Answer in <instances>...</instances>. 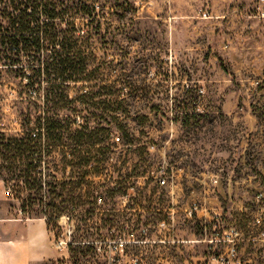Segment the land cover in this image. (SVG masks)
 Masks as SVG:
<instances>
[{
  "label": "rangeland",
  "instance_id": "1",
  "mask_svg": "<svg viewBox=\"0 0 264 264\" xmlns=\"http://www.w3.org/2000/svg\"><path fill=\"white\" fill-rule=\"evenodd\" d=\"M62 1L66 4L72 0ZM86 3L92 4L95 15L90 25L96 28L89 34L85 33V23L90 17L81 16L77 9H69L66 17L74 21L77 34H83L80 38L91 52V67L96 66L100 83L108 84L107 91L114 101L104 111L90 105H68L59 112L75 117L76 122L89 117L94 123L92 115H101L104 125L120 124L126 129L124 134L115 127L113 133L119 138L113 136L103 142L109 148L104 155L98 154L105 162L100 161L92 176L94 191L104 190L106 184L114 185L111 177L116 178L119 167L122 177L129 174L128 180L134 181L127 188L134 198H153L155 193L151 191L157 187L151 183L150 175L165 145L180 164L200 168L212 155L216 159L227 155L229 138L242 129L245 145L264 153V32L258 35L256 30L261 26L264 31V0ZM9 10V0H0V15ZM255 79L260 82L254 86ZM21 84L24 81L0 60V127L8 132L18 129L25 112L34 113V105H41L39 101L34 104L33 89L18 93ZM70 159L69 154L62 159L59 153H52L47 157L49 170L58 178L75 179ZM12 183L10 180L8 186ZM67 187L68 184L63 192L65 199ZM0 188L5 191L11 216H48L49 212L45 213L37 203L23 206L14 191L9 193L2 178ZM87 188L74 192L81 195L82 202ZM74 202H60L58 198L47 210H62L60 215H65L74 227L75 241H91L98 220L79 221L72 209L85 204ZM64 220L58 218L57 222L54 216L49 219L53 235L59 233ZM83 245H72V260L90 259L93 255V248Z\"/></svg>",
  "mask_w": 264,
  "mask_h": 264
},
{
  "label": "built area",
  "instance_id": "2",
  "mask_svg": "<svg viewBox=\"0 0 264 264\" xmlns=\"http://www.w3.org/2000/svg\"><path fill=\"white\" fill-rule=\"evenodd\" d=\"M229 146L227 155H212L200 168L180 164L162 146L150 175L157 189L148 200L132 196L127 188L134 181L129 174L122 177L118 167L114 185L97 191L93 185L91 197L78 203L85 205L72 209L79 221L98 220L91 241L73 239L74 227L62 211L54 216L57 222L65 219L59 233L53 235L48 224L60 253L55 264H156L151 257L156 253L201 255L189 264H264V153L245 145L242 129L229 138ZM74 243L91 246L90 259L72 260Z\"/></svg>",
  "mask_w": 264,
  "mask_h": 264
},
{
  "label": "trees",
  "instance_id": "3",
  "mask_svg": "<svg viewBox=\"0 0 264 264\" xmlns=\"http://www.w3.org/2000/svg\"><path fill=\"white\" fill-rule=\"evenodd\" d=\"M86 1L64 4L62 0H9L11 10L0 15L6 22L0 20V60L7 70L24 81L18 93L31 88L35 92L34 104L41 103L34 105V113H24L17 130L8 132L0 127V178L23 206L37 203L45 213L49 212L47 224L62 211L47 210L58 198L60 202L80 203L81 195L74 192L84 186L88 187L85 197H91L92 176L101 160L98 154L104 155L109 148L103 142L111 138L115 127L126 134L118 122L119 125H104L101 115H92L94 123L89 117L76 122L75 117L59 112L68 105H90L104 111L114 101L107 91L108 84L100 83L96 66L91 67V52L80 38L83 34H77L74 21L66 17L69 9L90 17L85 23V33L89 34L96 26H91L94 7ZM54 152L62 159L67 154L71 156L69 162L74 168L72 173L76 172L75 179L58 178L49 170L47 157ZM10 180L13 183L8 186ZM67 184L65 199L63 192Z\"/></svg>",
  "mask_w": 264,
  "mask_h": 264
},
{
  "label": "crops",
  "instance_id": "4",
  "mask_svg": "<svg viewBox=\"0 0 264 264\" xmlns=\"http://www.w3.org/2000/svg\"><path fill=\"white\" fill-rule=\"evenodd\" d=\"M255 30V28H254ZM262 35L261 26L256 28ZM5 191L0 188V264H55L60 253L54 248L52 235L44 216H16L10 214ZM200 254L156 253L153 263L189 264Z\"/></svg>",
  "mask_w": 264,
  "mask_h": 264
}]
</instances>
